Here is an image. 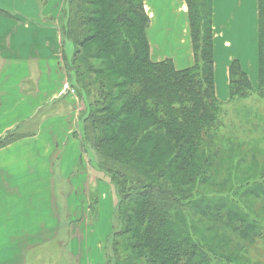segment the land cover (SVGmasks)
Listing matches in <instances>:
<instances>
[{
	"label": "trees",
	"instance_id": "1",
	"mask_svg": "<svg viewBox=\"0 0 264 264\" xmlns=\"http://www.w3.org/2000/svg\"><path fill=\"white\" fill-rule=\"evenodd\" d=\"M184 1L194 54L185 69L151 60L142 0H65L59 18L81 145L116 194L106 263L264 264L246 255L248 244L264 247V150L254 145L262 161L243 166L251 149L238 157L241 142L223 122L233 103L240 115L234 129L262 123L240 100L254 92L264 99V0L257 87L233 60L226 102L215 94L212 0ZM19 135L7 132L0 147ZM231 168L262 170L237 181L227 197H208L202 188L225 181L222 171ZM255 204L259 212L250 209ZM234 238L241 244L233 246Z\"/></svg>",
	"mask_w": 264,
	"mask_h": 264
},
{
	"label": "crops",
	"instance_id": "2",
	"mask_svg": "<svg viewBox=\"0 0 264 264\" xmlns=\"http://www.w3.org/2000/svg\"><path fill=\"white\" fill-rule=\"evenodd\" d=\"M152 61L194 64L184 0H142ZM65 0H0V264H28L58 238L64 264H106L116 194L91 167L77 132L60 15ZM215 94L229 100L237 60L258 83V0H212ZM256 83V84H254ZM96 201V204L94 203ZM111 249V247H110Z\"/></svg>",
	"mask_w": 264,
	"mask_h": 264
},
{
	"label": "rangeland",
	"instance_id": "3",
	"mask_svg": "<svg viewBox=\"0 0 264 264\" xmlns=\"http://www.w3.org/2000/svg\"><path fill=\"white\" fill-rule=\"evenodd\" d=\"M72 51V45L67 44L65 53L68 58L70 57ZM240 101L241 105L243 104V106L248 108V110L255 109L262 118V123L258 127L248 128L250 126L248 124H244V127L234 129L233 125L238 123L237 120H239L240 115H236V113L233 111L235 110V104H228L227 110L229 111V113L225 115V117L223 118V122L229 125L228 129L231 130L229 132V135L241 142V144L239 143L237 147V152L239 155L238 157H240V155L242 156L243 153H245L246 151H250V149L254 147V145H259V149L264 150V128L262 127L264 126V99L258 97L254 92L250 97L244 98ZM222 129L224 130V127ZM248 157V160L243 159V166H245V164L249 162H253L254 160L255 162H261L263 159L259 153L255 155L252 149ZM216 161L219 160L217 159ZM261 170L262 169H252L246 171L243 169L236 171L234 170V168H231L229 170H223L222 176H225L227 174L225 181H223L222 177H218V184L204 186L202 190L204 191V193H206L208 197H227L226 195L232 192V187L237 185V181H239L243 177H247L249 173L253 175L255 174V171L260 172ZM259 206V204H255L253 206H250V209L257 210L259 212ZM241 242L242 241H240L239 239L234 238L233 246L240 245ZM110 247L111 243L109 242L107 244L108 252L110 250ZM248 250L249 251L246 253V255H248L251 260H264V247L261 245V243L255 242L254 244H248ZM33 251L34 250H30L27 256L28 264H64V262H62L61 260L62 253L60 252L61 249L60 244L58 242V238L53 241L50 246L44 247L40 250L41 257L33 255Z\"/></svg>",
	"mask_w": 264,
	"mask_h": 264
}]
</instances>
